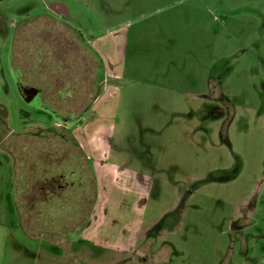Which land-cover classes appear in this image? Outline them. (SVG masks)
<instances>
[{
	"label": "rangeland",
	"instance_id": "obj_1",
	"mask_svg": "<svg viewBox=\"0 0 264 264\" xmlns=\"http://www.w3.org/2000/svg\"><path fill=\"white\" fill-rule=\"evenodd\" d=\"M72 30L100 65L80 124L40 112L16 83L79 89L95 65ZM1 136L0 264H264V0H0ZM78 136L112 162L143 158L149 195L62 161Z\"/></svg>",
	"mask_w": 264,
	"mask_h": 264
},
{
	"label": "trees",
	"instance_id": "obj_2",
	"mask_svg": "<svg viewBox=\"0 0 264 264\" xmlns=\"http://www.w3.org/2000/svg\"><path fill=\"white\" fill-rule=\"evenodd\" d=\"M48 24H50L49 26L59 27V26L54 25L53 23H48ZM59 28H61V27H59ZM75 42L77 43V46L79 48H82L78 44L77 41H75ZM83 52L85 53L86 51L83 49ZM84 55L85 56L90 55V57H92L94 59V65L95 66L91 72L86 73V75L84 76V80H82V84H80L79 89H77V87L74 86L75 84L72 83L71 81L52 79V77L49 75H41L40 76L43 84L42 83H36V85L39 86L38 91L40 93V97L46 101L45 103H46L47 110L50 112V114H48V116L58 117L59 119H61L62 121L66 122V123H76L77 122L80 124L81 120H82V116L85 114V112H87L91 108L92 104L96 100V98L98 96L97 95V93H98L97 87L98 86H97L96 78H97L98 69H100V65L98 63L96 53H87L86 52ZM74 65H75V62L73 64V67H74ZM19 67H20V65H19ZM87 68L89 70L90 67H87ZM67 69H69V68H66V71H67ZM20 72H22L21 67H20ZM67 73H69V72H67ZM22 76L23 75L20 74V77H22ZM85 79H86V81H85ZM53 85H55L56 87L58 86V87L55 89L50 88ZM59 86H61V87L59 88ZM53 91H55V92H53ZM53 93L55 95H52ZM48 95H52V97H54V96L56 97V98H54L55 99V104H54L55 107L53 106L54 108L51 107L50 101L44 97V96H47V98H48ZM77 107L80 109H78ZM41 133H43V132H41ZM40 137L41 138L43 137V139L46 138L44 136V134H42L38 138H40ZM42 142L46 143V139H44ZM60 142H61L60 144L66 145L65 142L63 141L62 137L60 139ZM0 145H5L4 139L2 138V136L0 137ZM7 145L9 146L8 143H7ZM46 145L47 144H45V146H43V149L50 147V146H48V145L46 146ZM19 155L24 157L23 154H19ZM41 156H42V152L40 153V157ZM20 161L23 162L22 164L24 166L21 167V165H20L21 162L20 163H19V161L17 162V173H16L17 189L16 190H18L21 187H22V190H25L26 180L28 178V176L26 174L27 166H25V164H26L25 160H23V161L20 160ZM31 172H33V175H31V180H33L32 185L34 187L37 186V188L39 189V185L37 182V180H39V179H37L38 178L37 174L39 172V168L37 171V167L35 166ZM12 210H13V208H12Z\"/></svg>",
	"mask_w": 264,
	"mask_h": 264
},
{
	"label": "crops",
	"instance_id": "obj_3",
	"mask_svg": "<svg viewBox=\"0 0 264 264\" xmlns=\"http://www.w3.org/2000/svg\"><path fill=\"white\" fill-rule=\"evenodd\" d=\"M91 108L89 109V111L91 110ZM85 140L86 138L78 136L77 141L79 142L80 145L77 146L76 148L63 147V149H66V152L62 151V146H61V148L57 151V153H59L60 155L63 154V156L66 155V157L62 159V161H68L67 156H71V155L76 156V160L83 162L82 166L84 167V170H85L84 174H85V172L86 173L88 172L87 170L90 167V164L88 163L90 160L93 162L92 164L96 168V171L94 173H99L100 175L102 174V178L104 182L107 180L108 177H110L111 179L116 180L123 187V189L126 190L127 192L133 191L134 193H138V191L142 192L144 190L146 191V195H149L151 186L153 185V179L149 174L141 171L143 169H141L140 165H143L144 163L143 158L139 160L136 157L133 159V162L131 159H130L131 160L130 162L128 161V159H126L124 163L112 162L110 161L107 154L105 157L103 149H100L96 147L94 144H90L89 141H85ZM44 149L47 150V148H44ZM54 149L57 150L58 147H55ZM67 149H70V150L67 151ZM51 150L52 148L50 146L47 150L48 152L46 151L44 153L42 152V156H45V159H46L42 161V164L43 163L53 164V162L50 161L51 159L49 158L51 157L50 153L53 152ZM57 153L54 152L53 154H57ZM117 155L118 156L116 158H118L119 160L125 156L123 153H118ZM42 156H41V159H42ZM55 163H57L56 159H55ZM149 164L151 163L149 162ZM92 179H93L92 183L94 184V187H95V178L92 177ZM38 185H39V190H41L42 189V179L38 181ZM103 186H105L104 183H103ZM57 187L61 188L60 185L59 186L57 185ZM38 192L42 194L44 193V190L38 191ZM106 192H107V188H106Z\"/></svg>",
	"mask_w": 264,
	"mask_h": 264
},
{
	"label": "flooded vegetation",
	"instance_id": "obj_4",
	"mask_svg": "<svg viewBox=\"0 0 264 264\" xmlns=\"http://www.w3.org/2000/svg\"><path fill=\"white\" fill-rule=\"evenodd\" d=\"M51 11L54 12L55 16L56 17V21H59L61 22V24H63L66 20H67V10L66 8H64L62 5H53L52 8H51ZM47 19L52 20V21H55V19H53L51 16H47ZM66 29L68 30V26H65ZM65 29V31H67ZM71 34V37L75 39V41L78 42V44L87 52V53H94L93 50L90 49L89 45H88V42L85 40V38L81 35V33L79 32H76V30H72L70 32ZM20 74L22 75V72H20ZM19 74V76H20ZM18 87L20 90H23V89H31V88H35L37 90H39V86H37L36 84H33V83H30V82H26V81H23L22 79H18L16 81ZM27 85V86H26ZM98 89H100V87H98ZM40 106L41 108L39 109L40 112L42 113H47L46 115L50 114V112L47 110V107H46V101L43 100L41 97H40ZM54 119H56L58 122L60 123H64V124H73V123H66L64 121H62L61 119H59L58 117H54ZM62 138H65L63 134L60 135ZM263 187H264V182H263ZM263 201V214H264V194H263V197H262Z\"/></svg>",
	"mask_w": 264,
	"mask_h": 264
},
{
	"label": "water",
	"instance_id": "obj_5",
	"mask_svg": "<svg viewBox=\"0 0 264 264\" xmlns=\"http://www.w3.org/2000/svg\"><path fill=\"white\" fill-rule=\"evenodd\" d=\"M20 92H22L23 96L26 98L27 101L32 103L37 108H39V109L41 108L40 102H39L40 93L37 89H35V88L23 89V90H20Z\"/></svg>",
	"mask_w": 264,
	"mask_h": 264
}]
</instances>
